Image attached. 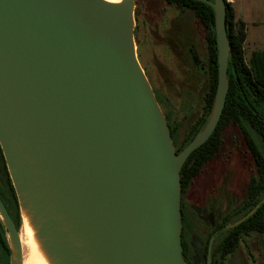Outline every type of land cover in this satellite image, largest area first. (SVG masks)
<instances>
[{
  "label": "water",
  "instance_id": "95a60500",
  "mask_svg": "<svg viewBox=\"0 0 264 264\" xmlns=\"http://www.w3.org/2000/svg\"><path fill=\"white\" fill-rule=\"evenodd\" d=\"M200 1L216 13L217 99L177 154L138 59L133 0H0V146L19 204L23 194L44 215L61 264L80 263L50 207L84 241L90 264H187L181 171L216 131L229 87L225 0ZM0 219L20 250L1 198Z\"/></svg>",
  "mask_w": 264,
  "mask_h": 264
},
{
  "label": "trees",
  "instance_id": "16d2710c",
  "mask_svg": "<svg viewBox=\"0 0 264 264\" xmlns=\"http://www.w3.org/2000/svg\"><path fill=\"white\" fill-rule=\"evenodd\" d=\"M167 2L180 8L184 6V0H167ZM225 3L230 47L227 75L229 87L226 106L213 136L185 162L181 171V186L182 194H184L204 175L208 166L221 153L225 142V133L228 129L237 127L241 131L254 161L255 174L251 177L246 197L234 209L232 214L226 217L222 226L224 229V226L228 223L233 225L230 230L226 231L225 240L219 250L221 254L227 256L238 250L244 237L253 233L264 235V50L254 51L249 58L246 56L247 24L238 17L234 6L235 0H225ZM187 11L194 16L205 30L208 56V87L202 96L201 114L188 129L181 146L176 150L177 154L185 150L209 123L218 91L219 67L216 13L212 6L200 0H187ZM134 36L138 59L144 65L145 53L142 39L135 31ZM144 71L167 120L171 137L174 139L179 128L171 124L150 65L145 67ZM0 179L3 182V185H0V198L16 228L20 230L22 223L20 204L1 146ZM253 211L254 213L248 219L236 225L237 222ZM10 261L11 249L7 231L0 219V264H11Z\"/></svg>",
  "mask_w": 264,
  "mask_h": 264
},
{
  "label": "rangeland",
  "instance_id": "374dc122",
  "mask_svg": "<svg viewBox=\"0 0 264 264\" xmlns=\"http://www.w3.org/2000/svg\"><path fill=\"white\" fill-rule=\"evenodd\" d=\"M133 5L135 19L137 0H133ZM234 6L238 17L247 24L245 51L249 58L254 51L264 50V0H236ZM169 13L172 32V36H168L169 39H166V34H152L151 22H146L147 31L142 38L144 65L139 62L143 70L150 65L157 87L169 100V111L173 113L177 125H180L173 140L177 150L188 129L201 114L202 96L208 87V56L205 30L194 16L190 12L187 16L173 10ZM133 27L135 31L136 19ZM185 36L187 44H183L181 40L185 39ZM224 139V146L217 159L208 166L204 175L189 191L193 203L192 210L204 202L213 203V206L220 203L222 208L216 210L217 217L233 211L244 200L251 177L255 174L254 161L241 131L237 127H231L225 133ZM190 214L196 225V216L193 211H190ZM22 226L23 219L19 233ZM7 238L11 247L12 239L9 234ZM21 251L20 246V257ZM253 256L256 262L252 261ZM243 260H248V264H263L264 235L253 233L242 239L232 264H240ZM226 264L230 263L226 261Z\"/></svg>",
  "mask_w": 264,
  "mask_h": 264
},
{
  "label": "flooded vegetation",
  "instance_id": "af4514ba",
  "mask_svg": "<svg viewBox=\"0 0 264 264\" xmlns=\"http://www.w3.org/2000/svg\"><path fill=\"white\" fill-rule=\"evenodd\" d=\"M137 5L138 6L135 11V32L139 34L140 39L145 37L147 31L146 22L149 21L151 22L152 34L154 33V35L158 36H160V34L165 36L166 34V39H169L168 36H172L169 22V11L173 10L178 14L186 16L188 13L187 0H184L183 8H180L177 5L169 4L167 0H137ZM185 37V39L181 38L183 44H187V36ZM185 49H187V47ZM158 91L170 117L171 124L176 126L177 122L174 119V115L171 113V111H169V100L164 95H162L159 88ZM177 126L180 129V125L178 124ZM0 185L2 186L3 182H0ZM189 191L182 194V247L183 257L186 263L226 264L227 261L228 263L232 264L235 253L224 256L219 250L221 249L223 241L225 240L226 231L230 230L232 225L228 223L226 226H224V229L222 226L224 225L226 217L230 216L234 210L225 215L217 217L216 210L218 211L219 208H222V205L220 203H216V206H213V203L207 202L201 203L200 206H196L195 210H192L193 203L189 196ZM190 211H193V214L196 216V225L194 224V219L190 214ZM252 261L256 262L254 256ZM248 263V260H243L240 262V264Z\"/></svg>",
  "mask_w": 264,
  "mask_h": 264
},
{
  "label": "bare ground",
  "instance_id": "6f19581e",
  "mask_svg": "<svg viewBox=\"0 0 264 264\" xmlns=\"http://www.w3.org/2000/svg\"><path fill=\"white\" fill-rule=\"evenodd\" d=\"M112 4L121 5L124 0H104ZM17 152L21 151V146L15 145ZM28 160V157H24ZM33 164L32 161H29ZM21 213L23 226L19 233V242L22 247V256L19 257L18 249L12 244V264H61L57 255L51 251L49 239L45 236L42 225L44 215L37 216L34 208L23 194L20 195ZM48 218L57 222L59 231L67 239L69 249L80 264H90V257L83 251L84 241L71 232V226L65 222L61 214L55 212L53 207L48 209ZM47 217V216H45Z\"/></svg>",
  "mask_w": 264,
  "mask_h": 264
},
{
  "label": "crops",
  "instance_id": "0c3cea01",
  "mask_svg": "<svg viewBox=\"0 0 264 264\" xmlns=\"http://www.w3.org/2000/svg\"><path fill=\"white\" fill-rule=\"evenodd\" d=\"M211 1V0H210ZM236 1V0H235Z\"/></svg>",
  "mask_w": 264,
  "mask_h": 264
}]
</instances>
